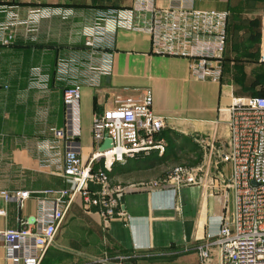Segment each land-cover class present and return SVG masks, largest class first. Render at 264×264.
Instances as JSON below:
<instances>
[{"label":"crops","instance_id":"1","mask_svg":"<svg viewBox=\"0 0 264 264\" xmlns=\"http://www.w3.org/2000/svg\"><path fill=\"white\" fill-rule=\"evenodd\" d=\"M158 3L165 6L168 0ZM132 4L133 0H0V207L6 209L1 230L18 228L21 219L33 217L38 210L35 196L20 209L16 198L6 201L2 191L51 188L46 187L48 174L60 178L64 186L59 187H65L40 143L67 124L63 91L80 82L86 28L95 22L113 24L118 31L112 73L102 75L98 85L82 86L79 141L84 161L95 150V114L116 107L119 100L139 99L150 90L155 112L167 119L162 134L167 153L163 157L142 154L117 163L111 177L122 170L119 176L134 169L153 172L156 164L172 155L178 135L195 148L196 161L189 166H203L199 182L180 189L155 186L157 180L121 186L120 209L128 215L109 224L100 206L78 197L42 264H199V247L210 236L216 237L224 220L231 218L232 195L223 194L216 180L229 176L231 169L225 164L218 168L216 154L208 155L194 137L228 139L229 115L224 109L232 97L264 94V90H242L246 80L235 87L231 77L259 61L237 60L238 65L230 64L227 70L225 65L221 82L194 79L188 59L154 54L151 37L131 30L137 22ZM221 9L232 11L233 17L243 13L250 21V31L245 33L237 17L229 18V55L243 47L247 55L262 54L260 43L250 44L264 36V20L253 17L252 11H238L233 0ZM5 243L0 235V264H15L6 258ZM213 250L210 263L217 264L218 247Z\"/></svg>","mask_w":264,"mask_h":264},{"label":"built area","instance_id":"2","mask_svg":"<svg viewBox=\"0 0 264 264\" xmlns=\"http://www.w3.org/2000/svg\"><path fill=\"white\" fill-rule=\"evenodd\" d=\"M196 1L168 0L164 6L158 0H133L137 22L131 30L151 37L154 54L188 59L194 79L221 82L230 11L198 9ZM117 31L115 25L102 22L86 28L80 82L63 91L67 124L54 129V137L40 143L50 166L69 186L2 191L6 201L15 197L20 209L33 196L38 203L37 213L21 219L18 228L0 229L6 242V258L15 264H42L78 197L100 206L106 224L115 217L127 216L126 210L120 209L123 188L111 185L114 165L142 154L163 157L167 153L168 145L162 135L167 119L155 112L154 96L149 90L139 99L119 100L116 107L96 113L95 150L87 162L82 157V86L98 85L102 75L112 73ZM224 112L229 115L226 141L211 136L194 137L208 155L216 154L218 168L225 163L231 165L230 175L223 174L216 180L223 194L233 198L231 218L224 220L216 237L210 236L199 247V264H211L214 247L219 250L217 264H264V96L235 95ZM106 139L111 140V146L100 150ZM202 171L203 166L176 165L154 185L180 189L197 184ZM95 185H99L98 190H94ZM5 215L6 209L0 207V218Z\"/></svg>","mask_w":264,"mask_h":264},{"label":"rangeland","instance_id":"3","mask_svg":"<svg viewBox=\"0 0 264 264\" xmlns=\"http://www.w3.org/2000/svg\"><path fill=\"white\" fill-rule=\"evenodd\" d=\"M224 2L226 3L227 0L219 1V0H197L196 1V8L198 9H221ZM166 4V3H165ZM167 5V4H166ZM233 6H237L238 11L245 12V11H252L254 14H251L253 17H257L261 19V23H263L264 20V0H233ZM261 45V48H263V52L258 53L257 56H251L247 55L245 52L246 47H243L244 50H242L240 53H237L233 55L232 60H229L226 64V70L229 69L230 66L238 65L237 60L242 59H258L257 65H249L247 66V70H238L239 73L233 75L231 83L237 87V84H242L246 80V86H243L244 91H249L253 93H257L259 90H264V36L258 39L255 44H250V46L253 45ZM248 46V45H247ZM238 58V59H237ZM231 64V65H230ZM230 65V66H229ZM248 85V86H247ZM250 85H253V89L250 88L247 89ZM230 90V88H227ZM237 93V92H236ZM176 138V137H175ZM177 138H180L178 140L179 142H174L173 144V151L171 156H166L162 159V161L165 162H157L156 169L153 170V172L150 171H138V170H128V172L123 173L122 175H118L120 172H125V170L116 172V175L111 177V181L113 186H123L127 185L129 182H133L136 180H143V181H149V180H163L165 179L170 171L175 167L176 165H192L196 161L197 154L193 153V150L195 148L188 146V140L177 136ZM186 149V150H185ZM225 168H230L231 165L229 163H225ZM51 171V169H50ZM46 187H59L64 186V183L61 181L60 178L55 177L51 174H48L46 177ZM99 185H95L94 190H98Z\"/></svg>","mask_w":264,"mask_h":264},{"label":"trees","instance_id":"4","mask_svg":"<svg viewBox=\"0 0 264 264\" xmlns=\"http://www.w3.org/2000/svg\"><path fill=\"white\" fill-rule=\"evenodd\" d=\"M237 16L234 15L233 17V12L230 11V19L232 18V20L237 17V24L240 25L243 29V31L246 33L249 30V26H250V21L248 20V18L244 17V14L242 13H238L236 14ZM236 32V31H235ZM232 35H233V31H232ZM230 38H231V32L229 33V37H228V44H227V49H226V52H225V57H224V60H225V65L227 64V62L229 60L232 59V57L229 55V41H230ZM246 95H255V94H246ZM256 95H259V96H264V94H256ZM161 158L159 159H155V160H160ZM116 166V165H115ZM117 169V168H116ZM64 182H65V187H68L69 186V183L64 179Z\"/></svg>","mask_w":264,"mask_h":264},{"label":"water","instance_id":"5","mask_svg":"<svg viewBox=\"0 0 264 264\" xmlns=\"http://www.w3.org/2000/svg\"><path fill=\"white\" fill-rule=\"evenodd\" d=\"M110 146H111V140L106 139L104 141V143L102 144V146L100 147V150H105V149L109 148Z\"/></svg>","mask_w":264,"mask_h":264}]
</instances>
